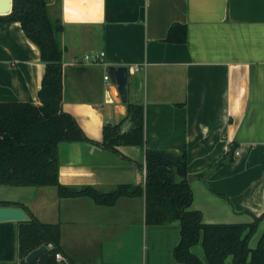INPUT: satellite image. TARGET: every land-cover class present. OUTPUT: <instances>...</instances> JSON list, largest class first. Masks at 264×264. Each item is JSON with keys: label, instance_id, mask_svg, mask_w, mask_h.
Masks as SVG:
<instances>
[{"label": "crops", "instance_id": "obj_1", "mask_svg": "<svg viewBox=\"0 0 264 264\" xmlns=\"http://www.w3.org/2000/svg\"><path fill=\"white\" fill-rule=\"evenodd\" d=\"M47 4L63 25L62 107L88 138L60 143L61 183L101 191L122 183L144 185L145 151L169 150L186 153L193 176L187 209L199 211L202 222L249 223L264 212V0ZM175 22L186 24L185 42L166 40ZM97 51L105 52L100 62L82 61ZM109 64L140 65L131 74L144 105V150L102 145L106 120L118 123L127 114L117 85L104 79ZM44 71L40 49L21 23L0 19V102L39 103ZM129 127L123 122V130ZM223 156L226 162L213 167ZM0 186V200L21 201L40 221L59 224L60 252L69 261L185 264L173 254L179 221L147 223L144 196H121L104 205L90 196H60L56 185ZM260 224L264 230V219L257 229ZM19 226L0 221V261L15 260ZM257 229L252 248L263 232ZM191 251L207 261L201 241Z\"/></svg>", "mask_w": 264, "mask_h": 264}, {"label": "trees", "instance_id": "obj_2", "mask_svg": "<svg viewBox=\"0 0 264 264\" xmlns=\"http://www.w3.org/2000/svg\"><path fill=\"white\" fill-rule=\"evenodd\" d=\"M6 21H19L26 35L40 49L45 71L39 88V103L30 101L0 102V185H56L60 196H90L96 203L112 205L121 196H144L145 217L149 224L179 221L180 240L174 257L185 264H264V230L255 248L249 242L264 212L249 223H204L199 211L188 210L193 194L188 181L186 153L176 163L145 155V184L122 183L109 191L92 185L70 186L59 180V146L62 142L88 140L75 117L64 111L63 48L60 20L51 17L47 0H13L12 10L0 15ZM187 26L171 24L166 40L185 42ZM127 114L118 123L105 124L102 145L119 151V146L134 145L144 150V105L127 101ZM130 127L122 129L123 122ZM231 147V151H233ZM231 159V158H230ZM220 158L213 167L226 162ZM0 204L19 205L28 219L19 226V254L26 256L45 243L49 248L39 258L27 263L0 261V264H79L58 260L61 231L58 223L40 221L21 201L0 200ZM202 242L207 261L191 251ZM62 252V251H61ZM232 261L228 263V256ZM86 264V263H80ZM91 264V263H89Z\"/></svg>", "mask_w": 264, "mask_h": 264}, {"label": "water", "instance_id": "obj_3", "mask_svg": "<svg viewBox=\"0 0 264 264\" xmlns=\"http://www.w3.org/2000/svg\"><path fill=\"white\" fill-rule=\"evenodd\" d=\"M13 0H2L0 2V14L9 13L12 10ZM106 73L109 75L110 80L117 85V90L122 102L134 101L140 102V91L132 85L133 76L129 72L128 65H113L109 64L106 67ZM41 87V86H40ZM108 125L113 124L112 121L106 120ZM149 154L155 157H160L166 161L176 163L180 160V155L169 150H159L148 148L145 155ZM143 160V159H142ZM193 176L188 175V181H192ZM202 177V179H205ZM28 213L22 206L19 205H4L0 204V221H22L28 219ZM49 245L43 243L40 246L32 249L26 256H20L19 246L14 263H27L42 256L49 250Z\"/></svg>", "mask_w": 264, "mask_h": 264}, {"label": "built area", "instance_id": "obj_4", "mask_svg": "<svg viewBox=\"0 0 264 264\" xmlns=\"http://www.w3.org/2000/svg\"><path fill=\"white\" fill-rule=\"evenodd\" d=\"M104 54H105L104 51L86 53L81 57V59H82V61H89V62L97 63L103 59ZM139 69H140V65H133V66L129 67V72H130V74L132 72L135 73ZM104 79L110 80V77L107 73L104 74ZM238 152L239 151L237 150L236 153H238ZM52 246H53L52 243H50L49 247L51 248ZM55 256L58 260H66L65 256L60 251H57Z\"/></svg>", "mask_w": 264, "mask_h": 264}, {"label": "rangeland", "instance_id": "obj_5", "mask_svg": "<svg viewBox=\"0 0 264 264\" xmlns=\"http://www.w3.org/2000/svg\"><path fill=\"white\" fill-rule=\"evenodd\" d=\"M0 189H4V188H2V187L0 186ZM257 230H258L259 232H261V231L263 230L262 224L259 225V229H257ZM256 235H258V232H257Z\"/></svg>", "mask_w": 264, "mask_h": 264}]
</instances>
